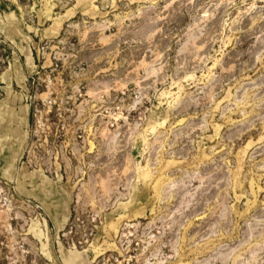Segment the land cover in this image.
I'll return each mask as SVG.
<instances>
[{
  "label": "rangeland",
  "instance_id": "rangeland-1",
  "mask_svg": "<svg viewBox=\"0 0 264 264\" xmlns=\"http://www.w3.org/2000/svg\"><path fill=\"white\" fill-rule=\"evenodd\" d=\"M0 176L29 264H264V0H0Z\"/></svg>",
  "mask_w": 264,
  "mask_h": 264
},
{
  "label": "built area",
  "instance_id": "built-area-1",
  "mask_svg": "<svg viewBox=\"0 0 264 264\" xmlns=\"http://www.w3.org/2000/svg\"><path fill=\"white\" fill-rule=\"evenodd\" d=\"M12 199L8 183L0 176V264H29L27 239L14 228L13 218H8Z\"/></svg>",
  "mask_w": 264,
  "mask_h": 264
},
{
  "label": "bare ground",
  "instance_id": "bare-ground-1",
  "mask_svg": "<svg viewBox=\"0 0 264 264\" xmlns=\"http://www.w3.org/2000/svg\"><path fill=\"white\" fill-rule=\"evenodd\" d=\"M33 231V230H32Z\"/></svg>",
  "mask_w": 264,
  "mask_h": 264
}]
</instances>
